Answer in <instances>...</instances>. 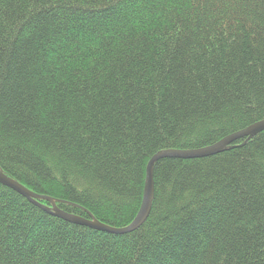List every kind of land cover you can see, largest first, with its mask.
I'll list each match as a JSON object with an SVG mask.
<instances>
[{
	"label": "trees",
	"instance_id": "obj_1",
	"mask_svg": "<svg viewBox=\"0 0 264 264\" xmlns=\"http://www.w3.org/2000/svg\"><path fill=\"white\" fill-rule=\"evenodd\" d=\"M264 119V0H0V169L127 226L148 160ZM135 230L0 184V264H264V130L153 165Z\"/></svg>",
	"mask_w": 264,
	"mask_h": 264
},
{
	"label": "water",
	"instance_id": "obj_2",
	"mask_svg": "<svg viewBox=\"0 0 264 264\" xmlns=\"http://www.w3.org/2000/svg\"><path fill=\"white\" fill-rule=\"evenodd\" d=\"M263 130H264V119H261L205 147L196 148V149H185V150L184 149L162 150L152 155L151 158L148 160L145 168L143 198L140 208L134 219L131 221V223H129L127 226L124 227L109 226L107 224L98 221L89 213L87 217H84V216L74 215L72 213L65 212L56 206L54 199L47 196L39 195L31 191L17 180L6 175L1 169H0V184L16 191L17 193L27 198L29 201L35 203L36 205L40 206V203L37 202V199H44L48 201L51 206L48 209L47 208L44 209L63 220L112 234L128 233L138 228L146 220L150 212L152 200L154 197V181H153L152 169L154 163L157 160L163 157H175L182 159L206 157L224 150L226 147H228L229 145L233 144L238 140L250 138Z\"/></svg>",
	"mask_w": 264,
	"mask_h": 264
}]
</instances>
